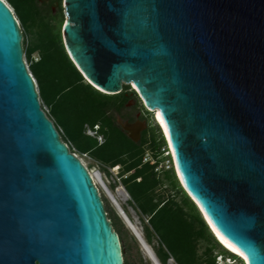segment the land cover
Wrapping results in <instances>:
<instances>
[{"label":"water","instance_id":"1","mask_svg":"<svg viewBox=\"0 0 264 264\" xmlns=\"http://www.w3.org/2000/svg\"><path fill=\"white\" fill-rule=\"evenodd\" d=\"M0 2V264H125L93 177L42 108L21 24ZM65 6L64 46L86 82L107 95L132 88L202 217L193 198L264 264V0ZM122 128L139 143L147 126Z\"/></svg>","mask_w":264,"mask_h":264},{"label":"trees","instance_id":"2","mask_svg":"<svg viewBox=\"0 0 264 264\" xmlns=\"http://www.w3.org/2000/svg\"><path fill=\"white\" fill-rule=\"evenodd\" d=\"M6 1L13 7L25 34L35 38L25 50L26 58L31 63L40 99L50 109L59 133L63 132L60 133L63 142L102 165L121 168L122 185L131 204L147 218L142 219L145 242L161 264H170L171 260L175 264H219L216 255L219 248L223 259L240 260L218 242L182 189L174 169L157 172L164 162L163 150L167 149L159 127L149 128L141 141L135 143L118 124L119 117L125 119L124 112L132 100L141 103L132 88L126 86L119 95H107L86 82L73 64L62 37L65 0H57L60 14L53 18L60 21L59 28L52 18L47 20L39 0ZM36 53L40 54L37 62L33 59ZM97 126L105 139L102 145L87 135L88 128L94 130ZM148 154L156 164L144 162ZM106 211L116 227L115 220L119 218L107 207Z\"/></svg>","mask_w":264,"mask_h":264},{"label":"rangeland","instance_id":"3","mask_svg":"<svg viewBox=\"0 0 264 264\" xmlns=\"http://www.w3.org/2000/svg\"><path fill=\"white\" fill-rule=\"evenodd\" d=\"M39 1L41 3H44V2H48L49 0H39ZM65 7L66 6H65V1H64L63 5H62L63 16H64V24L63 25H65L67 22L66 8ZM11 8L13 9V7H11ZM13 11H14V9H13ZM56 11H58V13L60 14L59 6L56 7ZM14 13H15V11H14ZM15 15H16V13H15ZM16 17H17V15H16ZM47 17L49 18L47 20H50V17L49 16H47ZM17 19H18V17H17ZM60 20H61V18H60ZM18 21H19V19H18ZM48 22L49 21H46V23H48ZM19 23H20V21H19ZM41 23H42V21H41ZM55 25L59 28L60 27V21H57V22L55 21ZM63 25H62L61 29L64 28ZM21 29H22V32L24 35V41H26V43L23 42L24 49L26 50L28 48V46H30L33 43L35 38L31 34L26 35L22 26H21ZM33 59L35 62L39 61L40 60V54L39 53L34 54ZM26 64L30 70L31 63L28 62L27 58H26ZM30 72H31V70H30ZM41 105H42V108L44 109V111L46 112L47 117L54 123V121L50 115V109L44 105L42 100H41ZM128 106L133 107L135 109V114L138 115L137 119L138 118L140 119L136 123L142 122V123L146 124V126H147L146 130H148L151 127L152 128L157 127L154 114L153 113L148 114L142 103H140L137 100H132ZM117 121L121 127L127 123L126 121L122 120L121 118H118ZM136 123H134V124H136ZM87 132H88V130H87ZM60 133L63 134L62 131H60ZM87 135H88V133H87ZM62 140H63V138H62ZM68 146H69L70 150L73 151V154L77 155V157L83 162V164L87 167V169L89 170V172L91 174L92 173L93 174L100 173L103 176L105 184L109 189V192L114 197L116 204H114L112 202V200L109 198L108 191L106 190V188L104 186L99 187L97 185L100 189V194H101L103 200L105 201V206L107 207L108 210L112 211L114 213V215L119 218V220H115L116 227H114V228H115V231L119 234L121 241H122L125 264H152L151 261L146 257L145 253L143 252L144 250L142 248L141 243L138 240V237L136 236V233L129 227V225L127 224L126 220L122 217L121 212L119 210V209H122L124 211V213L128 216V218L131 220V222L134 224V226L138 229V231L144 237V226H143L142 219L147 220V218L143 217L141 215V213L139 212V210L133 204H131V202H130L131 198L122 185V178L120 175L121 168L117 167V168H119V171H118L119 176L116 177L115 174H113L110 171V169H113V168H111L109 166L102 165L87 155L80 154L76 149L73 148V146L71 144H69ZM163 163L165 164V166H168L166 159H164ZM118 178L120 179V181H118ZM155 245H157V243H155ZM220 253H223V252L219 248L217 250V253H216V255H218L217 261L219 262V264H229L230 259L224 258L223 260H221ZM231 261H230L231 264H243V263H241L240 260H236V261L231 260Z\"/></svg>","mask_w":264,"mask_h":264},{"label":"bare ground","instance_id":"4","mask_svg":"<svg viewBox=\"0 0 264 264\" xmlns=\"http://www.w3.org/2000/svg\"><path fill=\"white\" fill-rule=\"evenodd\" d=\"M11 7V6H10ZM12 9V8H11ZM13 10V9H12ZM151 110V109H150ZM152 112H154L153 110H151ZM157 112H155V116H156ZM157 119H158V122L160 123V125L163 127L164 131L166 132V128L164 126V124L161 122L162 120L159 118V115H157ZM91 174V173H90ZM91 176L93 177V180H94V183L95 185L99 186V187H103L105 186L106 187V184H105V181H104V178L103 176L100 174V173H97V174H91ZM182 183L183 180L182 178L180 177ZM97 186V188L99 189V187ZM100 191V189H99ZM107 192V191H106ZM108 196L109 198L112 200V202L114 204L115 203V200H114V197L113 195L108 192ZM194 201H196V203L198 204V206L200 207L203 215H204V218L206 219V221L208 222L209 224V227L211 228L212 232L214 233L216 239L218 240V242L227 250L229 251L230 253L238 256L240 259H242L244 261V264H254V259L251 255H249L248 253L244 252L243 250H240L238 248H236L235 246H233L232 244H230L229 242H227L224 238L221 239V235L219 234V236L217 235V233H219L215 228L214 226L212 225V223L210 222L209 218L207 217V215L205 214V211L204 209L202 208V206L200 205V203L195 199L193 198ZM117 206V205H116ZM120 212H121V215L122 217L126 220L127 224L129 225V227L136 233V236L138 237V240L139 242L141 243L142 245V248H143V252L145 253L146 257L151 261L152 264H161V262L159 261L157 255L155 254L154 250L152 249L151 246H149L147 244V242H145V239L143 237V235L138 231V229L134 226V224L131 222V220L128 218V216L124 213V211H122L121 209H119ZM123 212V213H122ZM215 229V230H214ZM233 249H236L235 251ZM245 257H247V259H245ZM232 262V261H231ZM231 262L229 261V264H231ZM170 264H175L174 261H170Z\"/></svg>","mask_w":264,"mask_h":264},{"label":"built area","instance_id":"5","mask_svg":"<svg viewBox=\"0 0 264 264\" xmlns=\"http://www.w3.org/2000/svg\"><path fill=\"white\" fill-rule=\"evenodd\" d=\"M29 69V68H28ZM30 71V70H29ZM31 73V72H30ZM44 110V109H43ZM46 113V112H45ZM88 135L89 136H91V137H93V138H96L97 140H98V142H99V144L100 145H102V144H104V142H105V139H104V137L103 136H101L100 134H99V127L97 126L94 130L93 129H90V128H88ZM163 152H164V155H163V157L162 158H164V159H166V162H167V164H168V166H165V164L162 162L159 166H158V168H157V172L158 173H161L162 171H164V170H171V169H174L175 170V167H174V161H173V159H172V153L170 152V150L168 149V146H167V149H164L163 150ZM75 155V154H74ZM75 156H77V155H75ZM144 162L145 163H149V162H151V163H153V164H156L157 163V161L155 160V159H153V157H151L149 154L146 156V158L144 159ZM120 168V167H119ZM119 168H113V169H110V171L113 173V174H115V176L116 177H118L119 176V173H118V171H119ZM120 178V177H119ZM118 178V181H120V179ZM105 187V186H104ZM106 188V190L109 192V189H108V187L106 186L105 187ZM122 210V209H121ZM123 211V210H122ZM221 258V260H223V258L222 257H220ZM231 260H233V259H230V261ZM234 261H236V260H234ZM219 263V262H218Z\"/></svg>","mask_w":264,"mask_h":264},{"label":"flooded vegetation","instance_id":"6","mask_svg":"<svg viewBox=\"0 0 264 264\" xmlns=\"http://www.w3.org/2000/svg\"><path fill=\"white\" fill-rule=\"evenodd\" d=\"M40 6H41V9L43 10V12L45 14H47L50 18H52V23L55 24L56 20H54L53 18L59 16L58 11H56V7H58L57 0H49L48 2H44V3L40 2ZM137 117H138V115L135 114V109L133 107L128 106L126 111L124 112V116H123V118H125V119H122V118L121 119L126 121V122H130V123L134 124L140 120L139 118L137 119Z\"/></svg>","mask_w":264,"mask_h":264},{"label":"snow or ice","instance_id":"7","mask_svg":"<svg viewBox=\"0 0 264 264\" xmlns=\"http://www.w3.org/2000/svg\"><path fill=\"white\" fill-rule=\"evenodd\" d=\"M0 4H3L2 2H0ZM157 115H159V113L157 114ZM162 123H163V121H161ZM166 131H167V129H166ZM215 230V229H214ZM217 235L219 236V233H217ZM221 239H223V237H221ZM234 251L236 250V249H233ZM245 259H247V257H245Z\"/></svg>","mask_w":264,"mask_h":264}]
</instances>
